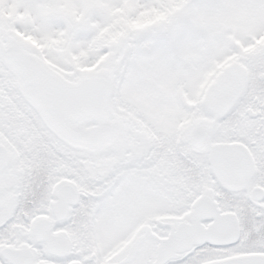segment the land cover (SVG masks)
Returning <instances> with one entry per match:
<instances>
[{"label":"snow or ice","instance_id":"obj_1","mask_svg":"<svg viewBox=\"0 0 264 264\" xmlns=\"http://www.w3.org/2000/svg\"><path fill=\"white\" fill-rule=\"evenodd\" d=\"M0 264H264V0H0Z\"/></svg>","mask_w":264,"mask_h":264}]
</instances>
